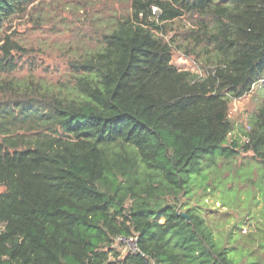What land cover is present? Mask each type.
Here are the masks:
<instances>
[{"label": "trees", "instance_id": "1", "mask_svg": "<svg viewBox=\"0 0 264 264\" xmlns=\"http://www.w3.org/2000/svg\"><path fill=\"white\" fill-rule=\"evenodd\" d=\"M33 1L0 0V30ZM207 11L215 65L200 79L172 63L160 23ZM2 48L0 264H264L238 240L218 243L193 208L178 213L205 161L251 152L264 164V100L249 141L227 144L231 100L264 81V0H134L72 62V96L23 91L3 76L18 66ZM119 235L139 250L122 254Z\"/></svg>", "mask_w": 264, "mask_h": 264}, {"label": "rangeland", "instance_id": "2", "mask_svg": "<svg viewBox=\"0 0 264 264\" xmlns=\"http://www.w3.org/2000/svg\"><path fill=\"white\" fill-rule=\"evenodd\" d=\"M133 10L134 0H34L0 30V55L4 56L2 46L9 47L18 66L3 76L20 82L23 91L38 97L49 92L76 95L72 62L99 49L102 34ZM154 15L152 20L158 18ZM213 23L212 11L187 12L160 23L161 35L173 48L172 63L200 79L215 65L207 35ZM263 100L264 81L245 96L231 100L229 115L234 130L227 144L234 139L247 141L245 132ZM195 180L192 191L181 196L179 210L193 208L206 219L218 243L234 249L238 240L245 250L257 249L264 260L259 247L264 240V164L251 152L215 157L204 162V170ZM249 238L255 243H248ZM113 246L122 254L127 252L116 241ZM240 258L247 259V255Z\"/></svg>", "mask_w": 264, "mask_h": 264}, {"label": "built area", "instance_id": "3", "mask_svg": "<svg viewBox=\"0 0 264 264\" xmlns=\"http://www.w3.org/2000/svg\"><path fill=\"white\" fill-rule=\"evenodd\" d=\"M152 9H153V13L155 14H159L161 9L156 6V5H153L152 6ZM245 138H247V141H249V138L247 136H245ZM137 240H138V237L137 236H124V235H119L115 238V241L119 244H122L124 247H126L125 249L127 251H132V252H136L139 250L138 246H137Z\"/></svg>", "mask_w": 264, "mask_h": 264}, {"label": "water", "instance_id": "4", "mask_svg": "<svg viewBox=\"0 0 264 264\" xmlns=\"http://www.w3.org/2000/svg\"><path fill=\"white\" fill-rule=\"evenodd\" d=\"M183 218H186L187 220H190V217H189V215L186 213V212H181V211H179L178 212Z\"/></svg>", "mask_w": 264, "mask_h": 264}]
</instances>
